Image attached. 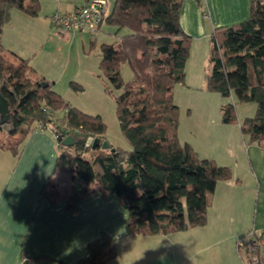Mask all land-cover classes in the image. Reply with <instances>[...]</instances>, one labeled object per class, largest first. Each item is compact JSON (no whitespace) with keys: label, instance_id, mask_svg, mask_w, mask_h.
<instances>
[{"label":"trees","instance_id":"1","mask_svg":"<svg viewBox=\"0 0 264 264\" xmlns=\"http://www.w3.org/2000/svg\"><path fill=\"white\" fill-rule=\"evenodd\" d=\"M182 4L183 0H115L104 18L118 31L128 30L117 42L102 44L100 61L112 92L118 91L117 115L130 144L125 149L112 144L103 148L107 126L102 117L69 105L52 88L54 81L27 75L29 58L11 56L4 48L3 29L13 9L37 16L40 0H0V93L11 111L10 119L0 124V150L18 157L34 127L50 128L59 149L55 166L66 173L67 181L64 187L50 186L55 177L51 175L43 191L53 201H64L69 211L77 212L80 202L94 193L113 195L127 211L132 234H169L204 225L217 183L232 178L230 166L200 156L178 135L181 110L174 87L186 81L192 44L181 25ZM209 60L206 89L232 98L221 107L222 122L239 121L237 102H255L256 113L245 117L240 128L248 142L264 145V0H249L246 18L215 28ZM126 62L133 71L129 81L122 76ZM69 135L75 142L64 145ZM95 138L100 145L93 147ZM88 248V255L75 264H107L117 256L115 239L106 231ZM44 258L24 255L22 264Z\"/></svg>","mask_w":264,"mask_h":264},{"label":"crops","instance_id":"2","mask_svg":"<svg viewBox=\"0 0 264 264\" xmlns=\"http://www.w3.org/2000/svg\"><path fill=\"white\" fill-rule=\"evenodd\" d=\"M60 10L54 3L51 8L41 3L39 15L12 13L13 20L20 18V23L14 27L11 18L3 29L6 51L30 59L33 72L30 70L28 76L51 80L36 60L45 47L44 39L48 42L56 36L62 40L72 34L66 35L52 21V15ZM248 11L249 0H183L181 25L192 36L191 46L200 38L206 45L212 24L236 23L246 18ZM56 54L57 48L47 57L52 60ZM198 83L201 93L208 94L202 76ZM177 88L187 96L195 90L188 80L179 83L174 98ZM206 102L210 100L200 99L197 104L208 106ZM221 107L217 99L214 109L221 112ZM188 113L192 115L191 109ZM240 122L220 121L214 136L203 137L205 123L183 126L180 120V140L191 143L200 156L230 166L233 176L217 183L204 225L159 235L132 234L127 211L113 195L94 193L80 202L77 212L69 211L64 201H53L43 186L57 171L56 137L49 128L34 127L18 157L0 150V264H22L24 255L46 257L33 264H59L58 260L75 264L88 255L89 242L103 231L115 239L117 246V256L107 264H245L236 249L241 237L258 239L257 253L264 258V145L248 142ZM181 125L186 130L183 133ZM194 131L196 135L199 132L202 142L211 139L214 145L200 150L190 138Z\"/></svg>","mask_w":264,"mask_h":264},{"label":"rangeland","instance_id":"3","mask_svg":"<svg viewBox=\"0 0 264 264\" xmlns=\"http://www.w3.org/2000/svg\"><path fill=\"white\" fill-rule=\"evenodd\" d=\"M85 2L86 0L41 1L43 5L49 8L53 6V3L56 9L59 5L61 12H63L62 10H65L66 7L71 8L73 5L80 6ZM109 2V6L112 7L115 0H109ZM12 13L13 15L16 13L25 15L24 12L19 9H13ZM11 18L13 20L12 14ZM19 21L20 18H14V27L20 23ZM212 25L210 35L207 37V44H204V41L206 40L203 38L194 40L186 63V81H190L191 84L195 86V90H192L193 92H189L191 95L187 96L186 94H181L177 88L175 93L176 96L174 98L177 104L178 102L181 104L182 110L180 113V120L183 126L188 123L192 125V122L198 124V126H204V123L206 124V130L202 129L201 132L203 137L214 136L217 131H219L217 127L220 121H222V111L220 112V110L217 111L214 109L217 99L219 101V106H222L228 101H232V98H224L218 92H211L207 90L208 94L201 93V87L199 88L198 82L201 79V76L206 82L210 71L209 53L211 35L216 27L226 26ZM127 32L128 30L126 28L118 31L116 26L103 21L94 32L87 29L77 30L62 40H58L56 36H52L51 40L48 42L44 39L43 42H45V47L36 62L39 67L48 72L47 74H49L52 81L56 80V83L53 84L52 88L59 92L69 105L75 106L85 113L100 115L102 117L107 126L106 137L110 144L115 147L130 149V144L121 130L117 115L115 96L118 94V91L112 92L113 86L108 84V81L104 78L100 67L102 44L115 43L119 40L122 34ZM55 48H57V54L54 55L56 57H52L51 60L47 57V54ZM15 60L17 61V59ZM30 70L33 72L31 66L26 70L27 75L31 74ZM122 76L125 81H129L133 78V71L128 62L122 65ZM72 82L80 84L82 88H74ZM192 97H194L196 103L191 102V99H193ZM200 99L210 100V102H206V104L209 103L208 106H201L197 104ZM189 109H191V116L188 115ZM256 110L257 104L255 102L236 103V116L239 121H242L247 116H253L256 113ZM58 114L62 115L63 112L59 111ZM204 118H206L207 121L203 123L202 120ZM183 126L182 133L186 131ZM49 130L51 129L49 128ZM195 132L196 131L190 134V138L200 150H204V148L212 147L214 145L215 142H211V139L208 142L206 140L202 142L199 132H197V135ZM215 148L218 149V147ZM87 155L89 156L90 152L87 153ZM66 181V173L57 168L55 177L49 182V185L64 187L66 185ZM239 239L237 240L236 249L241 255V252L238 249ZM245 241L248 242V239H245ZM242 252L245 253L244 250Z\"/></svg>","mask_w":264,"mask_h":264},{"label":"built area","instance_id":"4","mask_svg":"<svg viewBox=\"0 0 264 264\" xmlns=\"http://www.w3.org/2000/svg\"><path fill=\"white\" fill-rule=\"evenodd\" d=\"M109 7L108 0H88L85 4L77 6L73 11L65 13L56 11L52 15V21L66 35L85 29L94 32L109 13ZM44 110L49 112L50 107L45 105ZM258 247L259 241L256 238L248 240V242L245 241V238L238 241V249L246 264H264V258L257 253ZM243 250L245 253L242 252Z\"/></svg>","mask_w":264,"mask_h":264},{"label":"water","instance_id":"5","mask_svg":"<svg viewBox=\"0 0 264 264\" xmlns=\"http://www.w3.org/2000/svg\"><path fill=\"white\" fill-rule=\"evenodd\" d=\"M43 83L44 85L48 84L47 81H44ZM10 117H11L10 102L2 93H0V124L6 123L10 119ZM90 141H92V139H90ZM74 142H75V139L71 135L67 136L63 140V144L68 145V146L73 145ZM96 145H100L99 138H95L93 140L92 146L95 147ZM102 147L109 148L110 143L107 140H105L102 142Z\"/></svg>","mask_w":264,"mask_h":264}]
</instances>
